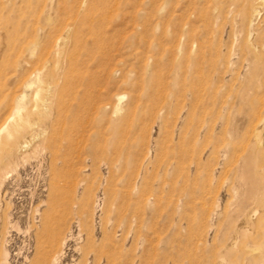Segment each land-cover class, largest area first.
<instances>
[{"label":"rangeland","instance_id":"374dc122","mask_svg":"<svg viewBox=\"0 0 264 264\" xmlns=\"http://www.w3.org/2000/svg\"><path fill=\"white\" fill-rule=\"evenodd\" d=\"M9 1L0 264H264V0Z\"/></svg>","mask_w":264,"mask_h":264},{"label":"bare ground","instance_id":"6f19581e","mask_svg":"<svg viewBox=\"0 0 264 264\" xmlns=\"http://www.w3.org/2000/svg\"><path fill=\"white\" fill-rule=\"evenodd\" d=\"M9 3H11L10 5V8L12 7V5H13V3L12 2H10L9 0L7 1H4L3 3H2V0L0 1V78H2V77H6V75H7V73L9 72V70H8V68L10 67V64H11V60H12V57H13V55L15 54V52L16 51H18V49H19V47L21 46V44L22 43H24V34H25V29H23L24 31V34H23V37H22V35H20V33H19V36H21V38L18 40V39H13V38H11V36H16L17 35V33H16V35H15V33L13 34V35H11V33H12V29H13V27L11 26L12 24H10V17L12 16L11 14H10V10L8 9V5H9ZM17 4H19V3H17ZM23 6V5H22ZM21 6V7H22ZM16 8L17 7H19L18 5L17 6H15ZM20 7V8H21ZM14 8V7H13ZM12 8V9H13ZM19 9V8H18ZM17 9V10H18ZM9 10V11H8ZM17 10H14V11H17ZM18 17L19 16H21V15H19V14H21L20 12V9L18 10ZM22 13H24V11H22ZM11 15V16H10ZM25 15V14H24ZM24 15H22L23 17H24ZM16 17V16H15ZM15 17H13V18H15ZM22 17V18H23ZM256 17V16H255ZM17 18V17H16ZM21 18V17H20ZM21 18V19H22ZM17 19H19V18H17ZM13 20H15V19H13ZM11 22H12V20H11ZM14 22V21H13ZM17 22H19L18 20H17ZM13 24H16L15 22L13 23ZM25 25H26V23H24ZM29 24V23H28ZM17 25H18V23H17ZM27 26V25H26ZM14 27H16V25H14ZM18 27V26H17ZM17 27H16V29H13V31L14 32H16L15 30H17ZM53 28V27H52ZM40 29V28H39ZM20 30V29H19ZM49 30V29H48ZM29 32V31H28ZM28 32H26V34L28 33ZM46 32H48L47 33V36H48V34H49V31H46ZM38 33H39V31H38ZM51 33V32H50ZM21 34H22V31H21ZM35 34V33H34ZM36 35V34H35ZM18 36V37H19ZM30 36V35H29ZM39 36V39H40V35H38ZM38 36H36V38H38ZM43 36V35H42ZM17 37V36H16ZM26 37H28V34H27V36ZM46 37V36H45ZM51 37V36H50ZM29 38V37H28ZM28 38H27V40H28ZM38 39V40H39ZM46 39V38H45ZM52 38H50V40H51ZM36 40V39H35ZM38 40H36L35 42H38ZM49 40V39H48ZM49 40V41H50ZM58 40V39H57ZM53 41H55V40H53ZM26 42V41H25ZM30 42H31V40H30ZM47 42V41H46ZM51 42V41H50ZM49 42V43H50ZM48 43V44H49ZM51 43H53V42H51ZM50 43V44H51ZM31 44V43H30ZM35 44V43H34ZM37 44V43H36ZM49 44V45H50ZM58 43L57 42H54L52 45H53V47L55 48V46H58L57 45ZM24 46L26 45V44H23ZM22 45V47H24ZM32 45V44H31ZM38 45V44H37ZM47 45V44H46ZM48 45V46H49ZM30 47V46H29ZM44 47H46V46H44ZM43 47V48H44ZM50 47V46H49ZM52 47V46H51ZM37 48H39V47H36V49ZM56 49H58V48H56ZM20 50V49H19ZM24 49H22L21 51H23ZM24 51H26V48H25V50ZM27 51H31V49H27ZM58 51V50H57ZM60 52V51H59ZM20 53V52H19ZM24 53H27V52H24ZM25 55V54H24ZM48 55H49V52H48ZM25 57V56H24ZM20 58H21V56H20ZM23 58V57H22ZM42 65V64H41ZM12 67V66H11ZM13 69H15L14 67H12ZM36 68V69H35ZM34 68V70H32L31 72H30V74H29V76L24 80V86L25 87H27V86H29V84L30 83H32V82H35V81H39L40 79H41V75H42V69H40V68H38L37 69V67H35ZM42 68V67H41ZM10 69V68H9ZM16 70V69H15ZM10 74V73H9ZM9 76V75H8ZM49 81H51V80H48V82ZM52 82V81H51ZM51 82H49L50 83V85H51ZM23 85V84H22ZM21 85V86H22ZM52 87V86H51ZM55 89V88H54ZM44 91V90H43ZM52 91V90H51ZM46 92V91H45ZM50 99V98H49ZM50 101V100H49ZM48 102V101H47ZM52 102V101H51ZM26 103V98H25V96L23 95V94H19L18 96H16L15 97V104H14V107H13V110L3 119L4 121H3V123L1 124V126H0V134L2 133V135H3V133H5V139H9V138H11L12 137V135L11 134H13V133H15V132H13V130H15L14 128L13 129H11V130H9L8 129V127H10V126H8V125H11L12 127H13V125H15L16 123L19 125V124H21L22 123V126L21 127H23V129L24 128H27L29 125H28V123H29V121H28V112L26 111V109H25V104ZM47 105H48V103H47ZM46 104L45 105H43L44 107H45V109L46 108H48V106H47ZM51 105V104H50ZM50 107V106H49ZM42 108V107H41ZM49 109V108H48ZM47 110V109H46ZM46 110H41L40 111V113H37L38 114V121H39V125H44L45 123H44V118L47 116V112H45ZM51 110V109H50ZM38 112V111H37ZM48 117V116H47ZM47 119V118H46ZM16 120V121H15ZM34 124V123H33ZM17 125V126H18ZM14 127H16V126H14ZM18 130V129H17ZM30 131V130H29ZM17 132H19V131H17ZM26 133V132H25ZM16 134V133H15ZM1 136V135H0ZM15 137V136H14ZM18 137V136H17ZM16 137V138H17ZM3 138H4V135H3ZM1 139H2V136H1V138H0V141H1ZM4 142V141H3ZM5 142H6V140H5ZM14 142V141H13ZM8 143V142H7ZM1 144L2 143H0V146H1ZM16 144V143H15ZM17 145V144H16ZM4 146V145H3ZM6 147H7V145H6ZM9 147V146H8ZM12 148H13V146H12ZM18 148V147H17ZM2 149V148H1ZM3 159V158H2ZM2 162V160H1V157H0V163ZM2 165V164H1ZM1 165H0V179H1V177L4 175V172H3V170H4V168L3 167H1ZM3 166V165H2ZM262 177V176H261ZM53 197H56V196H53ZM53 199H55V198H53ZM256 200V199H255ZM42 201V200H41ZM261 201V200H260ZM264 203V202H263ZM254 206V205H253ZM258 208V207H257ZM250 210V209H249ZM39 211V210H38ZM260 211V210H259ZM248 214V213H247ZM252 215V214H251ZM75 216V215H74ZM34 218V217H33ZM77 218V217H76ZM79 218V220L81 219L80 217H78ZM242 219V218H241ZM75 221V220H74ZM76 221H77V219H76ZM247 221V220H246ZM32 222H34V221H32ZM76 223V222H75ZM62 224L58 221L57 222V220L55 219V217H54V215H53V212H52V207L51 206H49L46 210H44V211H39V213H37V215H36V222H35V231H36V236H37V238L38 237H44V238H46V240L48 241V242H50V248L51 247H53V246H57V244H58V242H59V237L61 236V229H62ZM34 231V230H33ZM250 231V230H249ZM253 231V230H252ZM63 232V231H62ZM65 235V234H64ZM63 237V236H62ZM67 237V236H66ZM66 237H63V239L65 240V238ZM63 241V240H62ZM59 247H60V245H59ZM41 250H43V249H41ZM57 251V250H56ZM44 252V251H43ZM44 256V255H43ZM50 256V255H49ZM51 256H52V254H51ZM50 256V257H51ZM57 257V256H56ZM55 257V258H56ZM52 259V258H51ZM57 259V258H56ZM54 260V259H53ZM35 264V263H34ZM50 264V263H49ZM52 264V263H51Z\"/></svg>","mask_w":264,"mask_h":264}]
</instances>
